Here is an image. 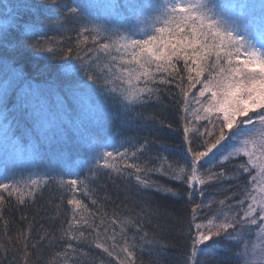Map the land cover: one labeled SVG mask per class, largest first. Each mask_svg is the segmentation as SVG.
<instances>
[{
	"label": "snow or ice",
	"instance_id": "obj_1",
	"mask_svg": "<svg viewBox=\"0 0 264 264\" xmlns=\"http://www.w3.org/2000/svg\"><path fill=\"white\" fill-rule=\"evenodd\" d=\"M20 7H28L37 19L24 24L16 20L7 21L0 30V48L17 50L21 54H47L50 57L60 53L66 62L72 58L79 60V65L64 69L75 73V78L69 77L63 82V90L75 101L76 107L69 112L63 105L49 103L51 89L34 85L11 62L0 61V121H3L0 132L5 149L11 146L18 153L24 150L14 131L23 119L33 133L53 129L68 132L74 129L88 144L91 158L76 173H67L75 176L70 179H65L64 175L57 178L34 170L27 178L17 180L14 172L6 170L3 182H0V213L6 203L3 193L15 198L18 205H26L45 186L55 182L71 194L67 204L72 208L68 227L62 229L59 237L67 241L65 251L57 252L56 257L68 264L70 253L77 250L72 242L78 245L94 233L91 243L116 264H137L136 237H129L128 230L131 226L140 232L144 215L137 213L135 217L119 219L113 213L106 224V213L92 211L75 195L77 192L83 193L92 205L100 208L93 198L89 182L96 179L101 170H107L109 176L115 174L134 178L143 189L153 187V182L146 178L153 169L135 162L137 154L145 149L146 144L139 147L134 144L124 147L121 144L123 151L115 147L109 151L97 142L93 130L95 121L91 102L95 89L92 86L100 85L103 89L101 95L119 100L128 109L146 104L153 98L158 100L160 89L153 85L170 84L171 80L166 77L180 75L182 70L178 65L183 62L188 85L183 86L184 76L180 75L177 86L183 98L180 106L185 116L181 119L186 121L183 131L188 148L183 164L174 169L169 165L172 169L171 179L185 183L190 189L219 182L225 178L223 169L213 172L209 168L202 173V161L214 158L225 147L227 151L221 155L218 164L222 165L234 157L246 158L239 165V172L228 178L248 175L244 199L237 201L242 215L224 213L223 219L215 216L205 224L195 223L196 236L192 242L191 256H198L200 245L207 246L209 241L230 232L232 246L238 249L235 253L236 264H264V0L258 5L220 6L213 0H110L107 3L75 0L72 4L51 0L50 8H45L43 13V21L39 19L40 13L36 9L24 4ZM61 9L63 17L54 19L52 13ZM235 9L244 10L243 19L234 15ZM101 11L105 13L103 16L100 15ZM73 16L80 21L75 54L72 46L67 49L60 47L62 40L56 41L54 46L53 38L42 34L45 27L63 29L67 18ZM98 20L102 22L98 23ZM13 30L20 32L22 38L19 41L10 39ZM89 43L92 47L88 48V52L92 57L86 59L80 53L84 51L83 46ZM81 72L83 80L80 79ZM197 85H200V89L194 96V103L198 107L189 112L192 102L189 93ZM13 91L16 92V100L9 108L8 100ZM188 115L194 116L196 121L208 120L212 129L205 128L204 132H200L186 119ZM190 132L198 137L195 149L192 147L193 141L189 139ZM32 153L33 159L39 156L37 145H32ZM155 190L175 195L172 189L157 186ZM192 195L190 192L189 200ZM224 203L220 201L221 205ZM202 206H192L193 221ZM56 207V215L59 216L60 205ZM142 211L149 217L155 214L147 207ZM110 226H115L111 235L108 234ZM253 227L258 229L256 239L250 240L247 237ZM115 228H119L118 233ZM85 229L90 230L87 235ZM30 233L31 225L19 233L16 240L18 244L23 242L24 264H27L30 255ZM117 236L123 241L122 244L117 243ZM45 239H49L48 233L41 236V241ZM51 239L57 237L52 236ZM140 239L147 242V233H143ZM36 246L31 245L33 248Z\"/></svg>",
	"mask_w": 264,
	"mask_h": 264
},
{
	"label": "trees",
	"instance_id": "obj_2",
	"mask_svg": "<svg viewBox=\"0 0 264 264\" xmlns=\"http://www.w3.org/2000/svg\"><path fill=\"white\" fill-rule=\"evenodd\" d=\"M74 2L75 0H60V3ZM85 2L107 3L110 0H85ZM213 2L217 6L253 3L258 5L261 0H213ZM22 4L36 9V12L40 13L39 19L43 21L45 18L43 13L45 8H50L51 0H0V30L4 28L7 21L16 20L21 24L36 21V15L29 11L28 7H20ZM52 14L54 19H61L63 9ZM104 14L101 11L100 15ZM234 15L243 17L244 10L235 9ZM79 26L78 18L68 17L63 29L45 27L42 34L53 38L54 46L56 41L61 40L60 47L67 49L72 46L75 54ZM21 38L20 32L12 31L10 39L19 41ZM83 47L84 51L80 55L86 59L92 57V54L88 52V48L92 47L91 43ZM2 60L11 62L12 66L19 69L24 78L34 85L42 89H51L49 103L63 105L69 112L76 107L75 101L63 90V82L69 77L75 78V73L66 72L64 69L70 65H79V60L72 58L66 62L60 53L50 57L47 54L36 55L31 52L21 54L17 50L0 48V61ZM178 66L182 70L180 75L184 76L183 86L187 87V73L183 71V62H180ZM79 75L83 80V73ZM180 75L175 78L166 77L171 80L170 84L153 85L160 89L158 100L153 98L146 104L131 106L128 109H125L119 100L101 95L103 89L100 85L92 86L95 89L91 102L92 116L95 121L93 130L96 133L97 142L107 147L109 151L113 150V147L123 151L121 144L124 147L133 144L139 147L141 144H146L145 149L137 154L138 159L135 162L153 169L146 175V178L153 182V187L143 189L134 178L115 174L109 176L107 170H101V174L89 182V187L93 190V198L97 200L100 208L92 205L83 193L77 192L75 195L92 211L106 213L107 216L104 218L106 224L113 213H116L119 219L125 216L135 217L137 213L144 215L140 232H136L131 226L128 230L129 237L133 235L136 237L137 264H236L235 253L238 249L232 246L230 232L209 241L207 246L200 245L199 249L203 251L198 249V256H191L192 242L196 236L195 223L205 224L215 216L223 219L224 213L242 215L237 201L244 199L248 175L240 174L239 178H228L234 177L239 172V165L244 163L246 158L234 157L222 165L218 164L221 155L227 151L225 147L214 158H205L207 162L202 161V173L209 168L213 172H220L223 169L225 178L219 182L197 185L194 189H190L185 183L171 179L172 169L184 163L188 148L183 131L186 121L181 119L185 116L180 106L183 98L177 86L180 84ZM199 89L200 85H197L189 93L190 101H192L189 112L198 107L194 103V96ZM15 100L16 92L13 91L8 100L9 108H12ZM97 105H99L98 109ZM186 119L192 122V127H198L200 132H204L205 128L212 129V124L208 120L196 121L192 115H188ZM2 123L3 121H0V124ZM14 131L16 139L24 149L22 153H27L29 157L12 162L0 154L2 157H0V182H3L6 170L14 172L17 180L27 178L34 170L57 178L60 175H64L65 179L75 178L74 175L69 176L67 173H76L84 166L85 161L91 158L88 144L82 141L79 133L74 129L68 132L53 129L33 133L29 131L28 122L21 119L19 127ZM189 139L193 141L192 147L195 149L198 137L190 132ZM32 145H37L39 148V156L35 159H33ZM2 148L5 149V146L2 132H0V152ZM7 150L12 151L14 148L10 146ZM188 159L190 160V157ZM169 165H172V169ZM213 165L215 167H212ZM155 169H161V171H155ZM157 186L162 189H172L175 195L166 191L157 192L155 190ZM190 192L193 193L191 200H189ZM3 195L6 203L0 213V264H24L23 242L18 244L16 240L18 234L24 232L29 225H31L28 240L30 255L27 264H64L62 258L56 257V253L65 251L67 241L59 237L62 229H67V222L72 217V208L67 204L71 194L52 182L26 205H18L15 198H9L7 193ZM222 200L225 201L224 205L220 204ZM194 204L203 205L197 210L195 221H193L192 213ZM57 205H60L59 216L56 215ZM146 207L151 208L155 214L150 217L145 215L142 209ZM244 207L246 208L247 204ZM113 227L115 226L109 227V235L112 234ZM256 230L253 227L252 233L247 238L252 240ZM89 231L85 229L86 235ZM115 231L118 233L119 228H115ZM145 232L147 242L140 239ZM45 233L49 234V239L41 241V236ZM94 235L93 233L92 236H88L78 245L75 241L72 242L77 250L75 253H70L68 264H116L113 259L94 247L91 243ZM52 236L57 239H51ZM116 239L118 244L123 243L119 236ZM108 243L110 244L111 241ZM32 244L37 246L33 248Z\"/></svg>",
	"mask_w": 264,
	"mask_h": 264
},
{
	"label": "rangeland",
	"instance_id": "obj_3",
	"mask_svg": "<svg viewBox=\"0 0 264 264\" xmlns=\"http://www.w3.org/2000/svg\"><path fill=\"white\" fill-rule=\"evenodd\" d=\"M238 17H240V18H242L243 19V17L241 16V15H237ZM253 39H256L255 37H253ZM258 46H259V43H258ZM213 119V121L215 122V119H214V117L212 118ZM3 145V144H2ZM3 150L0 152V154H1V156H2V154L4 155V157L6 158V159H8L9 158V161H12V162H15V161H18V160H21V159H26V157L28 158L29 156L27 155V153H22V152H20V153H18V152H16L15 151V149L14 150H12V151H8V150H6V149H4V148H2ZM0 156V157H1ZM2 158V157H1ZM5 158H3L4 160H6ZM254 171V170H253ZM254 174H255V171H254ZM258 230V229H257ZM256 230V231H257ZM256 239V236H254L253 237V239L252 240H255Z\"/></svg>",
	"mask_w": 264,
	"mask_h": 264
}]
</instances>
